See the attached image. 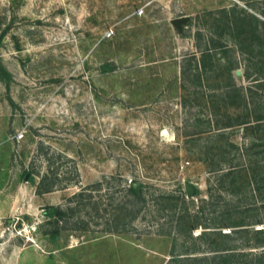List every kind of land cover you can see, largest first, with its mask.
<instances>
[{
    "label": "rangeland",
    "instance_id": "obj_1",
    "mask_svg": "<svg viewBox=\"0 0 264 264\" xmlns=\"http://www.w3.org/2000/svg\"><path fill=\"white\" fill-rule=\"evenodd\" d=\"M262 227L264 0H0V264H173Z\"/></svg>",
    "mask_w": 264,
    "mask_h": 264
},
{
    "label": "trees",
    "instance_id": "obj_2",
    "mask_svg": "<svg viewBox=\"0 0 264 264\" xmlns=\"http://www.w3.org/2000/svg\"><path fill=\"white\" fill-rule=\"evenodd\" d=\"M209 55L208 49L202 52V57L199 61L196 62L195 69L199 66H202V59ZM107 69L108 67L105 66ZM188 69H182V72L188 73ZM143 184L134 179L131 180L128 190L134 195L142 198L143 196ZM38 190L41 191V188L38 187ZM49 217L62 216L64 212L58 206H51L46 211ZM219 234L221 232L217 231ZM230 233V232H229ZM229 233L222 234L227 236ZM253 234L256 236H262L261 238L257 237V240L252 243L251 247H264V227L256 229L253 231ZM56 233L53 234L55 236ZM207 235V231L201 233V238ZM211 254L202 253L194 254V252H184L181 254L173 255L171 258V263L173 264H264V248L259 251H246L242 249H237L236 247H220L212 246L210 249Z\"/></svg>",
    "mask_w": 264,
    "mask_h": 264
},
{
    "label": "water",
    "instance_id": "obj_3",
    "mask_svg": "<svg viewBox=\"0 0 264 264\" xmlns=\"http://www.w3.org/2000/svg\"><path fill=\"white\" fill-rule=\"evenodd\" d=\"M189 20L187 16H179L172 19V23L177 27H182ZM185 189L188 196H193L197 192V187L188 179L184 181Z\"/></svg>",
    "mask_w": 264,
    "mask_h": 264
},
{
    "label": "built area",
    "instance_id": "obj_4",
    "mask_svg": "<svg viewBox=\"0 0 264 264\" xmlns=\"http://www.w3.org/2000/svg\"><path fill=\"white\" fill-rule=\"evenodd\" d=\"M142 11H143L142 8H140V9L137 10L138 13H141Z\"/></svg>",
    "mask_w": 264,
    "mask_h": 264
}]
</instances>
